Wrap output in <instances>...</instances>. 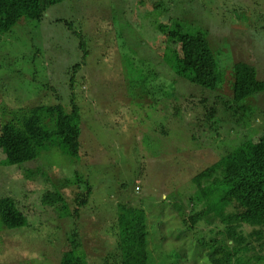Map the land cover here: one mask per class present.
Wrapping results in <instances>:
<instances>
[{
  "label": "rangeland",
  "instance_id": "1",
  "mask_svg": "<svg viewBox=\"0 0 264 264\" xmlns=\"http://www.w3.org/2000/svg\"><path fill=\"white\" fill-rule=\"evenodd\" d=\"M136 1L67 0L50 7L41 22L25 20L0 39V123L13 120L36 152L34 160L13 166L0 151V198H12L27 219L20 229L7 231L0 225V264H61L72 232L79 233L76 247L81 256L71 264H103L116 242L124 247V264H169L166 251L171 249L194 255L193 236L181 237L186 248L175 238L180 219L170 205L183 203L190 193L191 173L216 162L228 148L198 147L190 139L195 127L191 114L181 112L171 123L168 114L173 110L153 102L141 106L139 97L130 94L128 79L136 73L140 56L158 60L152 28L157 14L145 10L151 16L140 17ZM176 1L177 17L211 27L212 39H227L232 57L255 64L258 78L264 80V31H255L253 39L249 30L257 19L264 25V0L238 5L245 9L239 11L248 24L237 20L233 26L226 11L232 0ZM224 24L228 28L221 30ZM80 39L88 51L85 60ZM222 54L220 60L228 57V52ZM76 64L81 67L73 81L79 108L75 116L70 80ZM175 89V104H181L180 94L191 92L182 84ZM223 93L229 97L226 86ZM254 101L250 105L256 111L248 116V124L235 127L238 136L252 142L264 127V95ZM166 104L168 108L172 103ZM222 125L221 138L233 139L229 126ZM78 180L93 190L79 218H60L41 204L43 193L54 189L72 204ZM130 212L138 219L133 224L127 220L125 228Z\"/></svg>",
  "mask_w": 264,
  "mask_h": 264
},
{
  "label": "trees",
  "instance_id": "2",
  "mask_svg": "<svg viewBox=\"0 0 264 264\" xmlns=\"http://www.w3.org/2000/svg\"><path fill=\"white\" fill-rule=\"evenodd\" d=\"M65 1L0 0V39L10 36L12 30L18 24H24L25 20L41 22L50 7ZM189 1L194 3L199 0ZM176 2L136 1V14L140 17L149 18L151 13L157 14L153 17L152 28L158 41L153 53L158 55V60L152 61L150 55L140 56L136 73L128 79L127 87L131 95L139 97L141 106L153 102L163 110H173L168 114L171 123L181 112L191 114L195 127L190 139L200 144L198 147L228 149L222 151L213 164L191 173L188 181L192 188L190 193L185 194L183 203L170 205L180 219V230L175 238L182 241L181 237L193 236L190 249L194 250V255L188 254L186 249L182 253L171 249L166 251L167 259L169 264H264V127L256 142L238 136L240 132L235 129L245 127L249 122L246 121L248 116L256 111L250 102L264 95V80L258 78L255 64L232 57L231 44L227 39L222 38L221 43L214 41L210 35L211 27L201 28L197 22L193 24L177 17ZM245 3V0L228 3L226 11L232 15L229 26H233L237 20L248 24L239 11L245 9L237 8L238 5L245 7ZM145 10H149L150 14ZM251 17L256 20L255 15ZM227 24L221 25L220 29L228 28ZM249 25H253L249 29L253 39H256L255 31H264L260 19ZM79 47L83 49L82 58L85 60L88 51L83 39H80ZM221 51L222 55L228 52L226 59L222 57L220 60ZM151 62L157 67L156 71ZM80 67L81 64H76L71 70L70 107L75 116L79 108L72 90L75 74ZM181 84L191 92L185 95L182 92L187 90L180 91L182 94L177 99L181 104H175L174 89L178 90ZM195 86L199 90L194 89ZM224 86L230 92L229 97L223 93ZM152 97L153 100H150ZM167 101L172 103L168 108ZM222 124L229 126L233 139L221 138ZM165 135H169L168 131ZM173 136L182 141L180 133ZM173 136L171 138L175 139ZM201 138L205 142L199 143ZM0 151L7 165H21L36 158L30 137L13 120L0 123ZM172 178L176 179V175ZM76 183L73 205L67 203L57 189L43 193L41 204L55 210L60 218H79L93 190L88 182L83 184L78 180ZM137 219L130 212L125 228L127 220L133 224ZM118 220H114L116 225ZM0 225L7 231L27 226V219L10 197L0 198ZM72 233L70 250L64 249L61 264H71L73 260L80 259L81 254L76 247L79 233ZM144 237L146 247L149 242L147 233ZM182 243L186 248L184 240ZM123 254L124 247L116 242L113 249L104 255L102 263L124 264Z\"/></svg>",
  "mask_w": 264,
  "mask_h": 264
}]
</instances>
